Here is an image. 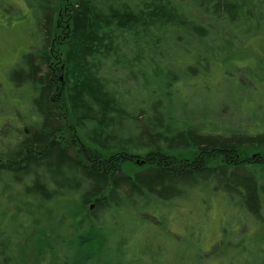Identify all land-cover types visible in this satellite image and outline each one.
<instances>
[{
	"label": "trees",
	"instance_id": "16d2710c",
	"mask_svg": "<svg viewBox=\"0 0 264 264\" xmlns=\"http://www.w3.org/2000/svg\"><path fill=\"white\" fill-rule=\"evenodd\" d=\"M39 1L46 44L27 52L10 77L31 86L41 122L0 154V264H100L122 245L112 240L122 225L108 221L107 213L117 217L133 207L147 213L198 185L214 186L263 218L264 155L243 159L241 153L264 148V129L230 135L172 128L164 115L172 112L171 100L162 105L156 95L149 108L140 107L146 116L134 115L125 101L134 90H118L105 75L121 66L137 78L135 66L166 42L186 39L207 48L208 37L228 26L264 29V0H72L67 6L62 0L58 10L66 13L68 33L58 45L52 41L65 35L60 12L50 0ZM154 78L168 98L178 78L160 65ZM151 82L148 76L144 84ZM224 232L216 246L229 242ZM214 250L208 254L219 257Z\"/></svg>",
	"mask_w": 264,
	"mask_h": 264
},
{
	"label": "rangeland",
	"instance_id": "374dc122",
	"mask_svg": "<svg viewBox=\"0 0 264 264\" xmlns=\"http://www.w3.org/2000/svg\"><path fill=\"white\" fill-rule=\"evenodd\" d=\"M60 1L48 2L58 10L63 5H58ZM102 1L104 4L129 2ZM39 2L0 0V154L8 153L25 133H31L41 122L31 86L27 83L16 85L10 77L27 52H37L46 44L45 5ZM70 2L72 0H65L64 6ZM58 12L59 26L65 35L53 40L52 45H58L68 33L66 13L60 8ZM237 27L216 31L208 37L207 48L191 47L186 39L163 43L162 49L154 50L153 59L146 53L143 61L135 66L137 78L130 77L129 71L121 66L110 73L106 71L105 76L118 90L124 86L134 90L125 100L128 111L134 115L146 116L145 109L157 95L162 105L171 100L169 109L172 112L168 114L170 110H167L164 115L172 128L186 125L230 135L263 131L264 81L259 80L264 78V29L246 33ZM223 47H227V52L221 50ZM210 55L214 60L207 58ZM157 65L172 78H178L170 84L168 98L159 92L154 78ZM148 76L153 82L146 87L144 82ZM254 153L263 156L264 148L252 147L241 156L249 159ZM186 155L188 153L181 157ZM3 180L11 179L6 176ZM192 190V193L187 191L184 198L161 202L159 209L148 208L147 213L138 212L135 207L121 208L115 215L118 218L112 216V211L107 213L108 221H119L122 225L114 228L112 234L113 244L116 241L122 245L117 252L113 250L104 258L113 260L111 264H264V213L260 220L253 217L210 184L198 185ZM93 210L95 207L91 203L88 213ZM223 231L229 242L216 246L222 242ZM102 239L103 246L108 247V237L104 235ZM96 242L101 244L99 240ZM213 249L219 257L208 254ZM115 253L120 257H115Z\"/></svg>",
	"mask_w": 264,
	"mask_h": 264
}]
</instances>
